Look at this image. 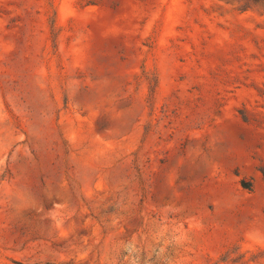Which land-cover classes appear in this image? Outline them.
<instances>
[{
	"label": "rangeland",
	"instance_id": "obj_1",
	"mask_svg": "<svg viewBox=\"0 0 264 264\" xmlns=\"http://www.w3.org/2000/svg\"><path fill=\"white\" fill-rule=\"evenodd\" d=\"M0 264H264V0H0Z\"/></svg>",
	"mask_w": 264,
	"mask_h": 264
}]
</instances>
